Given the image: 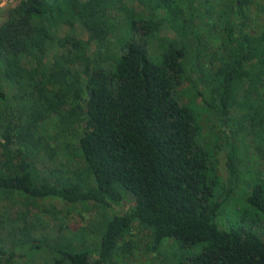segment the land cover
Wrapping results in <instances>:
<instances>
[{"label": "trees", "instance_id": "obj_1", "mask_svg": "<svg viewBox=\"0 0 264 264\" xmlns=\"http://www.w3.org/2000/svg\"><path fill=\"white\" fill-rule=\"evenodd\" d=\"M5 14L0 213L23 211L1 218L0 264L44 249L51 258L40 264H109L134 225L148 231L153 252L173 242L183 254L175 264H264V233L254 230L264 179L243 189L238 148L228 141L241 118L247 136L264 134V0H19ZM155 43L160 64L150 58ZM180 93L202 98L223 120L225 187L208 173L194 101ZM76 151V183L41 173V152L72 163ZM241 192L247 216L223 221L221 207ZM47 200L94 211L98 243L65 237L59 225L56 243L34 245L29 220Z\"/></svg>", "mask_w": 264, "mask_h": 264}, {"label": "rangeland", "instance_id": "obj_2", "mask_svg": "<svg viewBox=\"0 0 264 264\" xmlns=\"http://www.w3.org/2000/svg\"><path fill=\"white\" fill-rule=\"evenodd\" d=\"M18 1L19 0H0V25L6 19V10L14 7ZM254 19L255 21H260V17L257 16V14L254 15ZM64 31H66V29H63L59 35L61 33L63 34ZM79 31L80 30H77L78 33L81 32ZM83 37H85V35H83ZM161 37L172 38L174 36L172 33L163 32ZM155 47L156 43L151 46L150 58L153 63L160 64L162 57L160 56V53L156 52ZM181 87L182 89L189 91L190 95V88L188 85ZM199 89L200 91H203L204 86L199 87ZM191 94H193V92H191ZM182 95L183 94L181 93L178 94L180 101H194L192 110L196 120V126L198 128V136L195 144L203 148L209 155L208 173L210 175L214 173V175L219 179V184L225 187L227 185L228 178L226 167V154L228 148L227 140L222 132V129L224 128L223 120L221 119L219 113L207 110L206 105L201 102L202 98L194 99L193 96L188 98V96L185 94L184 96ZM204 98L208 100V93H204ZM242 112L243 111H238L236 113V117H242ZM230 117L231 119L235 118L233 115H230ZM236 125V129L230 133L228 141L236 145L238 148L237 152L240 169L239 179L243 189L248 190V184H252L258 179H264V147L261 148L262 152L256 148L259 142H263L264 134L261 133L260 135L247 136L245 133L247 122L244 118L236 121ZM243 150L245 152L242 153ZM81 158V153L76 151L75 161L69 163L67 159L60 160L57 157L50 159L47 152H41L39 156L38 167L43 175H56L59 180H69L71 183H76L77 177L80 176L77 172L73 174L72 171L76 169L79 171L81 170ZM80 184H82L83 187L87 186V183L83 180L80 181ZM132 200V196H128L127 202L124 203L123 207L128 209L129 202ZM37 203L40 207L46 209L47 212L45 211L42 214L33 216L29 220L36 225V230L33 235L35 238L33 241L34 245L40 244L42 241L44 244L56 243V231L59 225L63 227L61 234L65 235V237H85L88 241V244L93 243L94 245L98 243V238L95 234L97 225L94 211H79V209H81L80 206H75L77 211H74L73 207L68 204L55 203L50 200L45 202L38 201ZM51 203L54 204L55 207L61 212L59 213L57 211L48 210L51 208ZM245 204V195H242L241 192V195L238 196L237 202H234L233 199H231L221 207L219 214L223 217V219H225L223 221H227L230 224L235 223L236 225H240V220L247 216V213H245ZM9 209L10 210L6 209L7 211H5L8 213H0V229H3L1 226V218L6 219L9 216L16 215L17 212L23 211V207L20 205L9 207ZM258 219L259 223H256V228L254 230L259 233H264V217L262 215H258ZM0 233V236L6 235L5 231ZM124 238L126 241L123 242V244H121L119 247H115L113 251V262H110L109 264H175L179 257L183 255L173 242L165 245L161 252H153L151 250V240L148 231L137 225H134L132 230L130 229ZM25 241L26 239L23 240V242ZM20 243L21 241L19 244ZM44 244L42 247H44ZM84 246L89 247L88 245ZM87 251L89 252L90 249H87ZM122 252L126 254V257L122 258ZM54 256H52V258H54ZM49 258H51V255H47L44 249L38 256L21 259L19 264H40Z\"/></svg>", "mask_w": 264, "mask_h": 264}]
</instances>
